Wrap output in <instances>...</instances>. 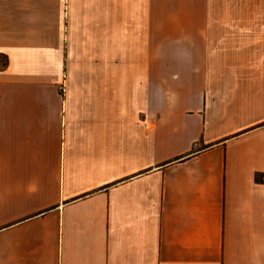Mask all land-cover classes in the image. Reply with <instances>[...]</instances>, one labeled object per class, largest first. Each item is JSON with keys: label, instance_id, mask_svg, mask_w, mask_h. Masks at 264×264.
Returning a JSON list of instances; mask_svg holds the SVG:
<instances>
[{"label": "crops", "instance_id": "0c3cea01", "mask_svg": "<svg viewBox=\"0 0 264 264\" xmlns=\"http://www.w3.org/2000/svg\"><path fill=\"white\" fill-rule=\"evenodd\" d=\"M0 264H264V0H0Z\"/></svg>", "mask_w": 264, "mask_h": 264}]
</instances>
